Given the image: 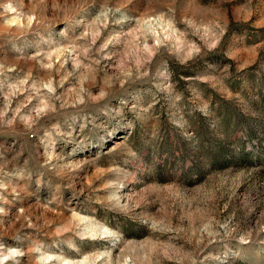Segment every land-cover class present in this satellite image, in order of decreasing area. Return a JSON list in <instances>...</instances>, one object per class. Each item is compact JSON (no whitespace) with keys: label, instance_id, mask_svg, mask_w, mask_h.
Instances as JSON below:
<instances>
[{"label":"rangeland","instance_id":"374dc122","mask_svg":"<svg viewBox=\"0 0 264 264\" xmlns=\"http://www.w3.org/2000/svg\"><path fill=\"white\" fill-rule=\"evenodd\" d=\"M3 264H264V0H0Z\"/></svg>","mask_w":264,"mask_h":264},{"label":"clouds","instance_id":"9594fccd","mask_svg":"<svg viewBox=\"0 0 264 264\" xmlns=\"http://www.w3.org/2000/svg\"><path fill=\"white\" fill-rule=\"evenodd\" d=\"M14 254V250H10L9 255H5L3 257H0V264H3L4 260H7L9 258L10 255Z\"/></svg>","mask_w":264,"mask_h":264}]
</instances>
